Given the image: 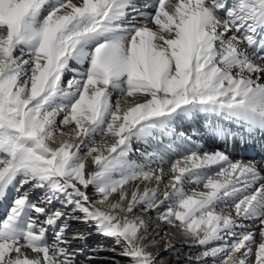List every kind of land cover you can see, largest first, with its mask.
Listing matches in <instances>:
<instances>
[{
    "label": "snow or ice",
    "instance_id": "6c2138e0",
    "mask_svg": "<svg viewBox=\"0 0 264 264\" xmlns=\"http://www.w3.org/2000/svg\"><path fill=\"white\" fill-rule=\"evenodd\" d=\"M201 118L264 135V0H0V264H80L73 219L158 264L137 209L201 264H264V169L178 131Z\"/></svg>",
    "mask_w": 264,
    "mask_h": 264
},
{
    "label": "bare ground",
    "instance_id": "6f19581e",
    "mask_svg": "<svg viewBox=\"0 0 264 264\" xmlns=\"http://www.w3.org/2000/svg\"><path fill=\"white\" fill-rule=\"evenodd\" d=\"M71 75H72V73H68L66 76V79L71 78ZM120 103L122 106H126L125 100H121ZM180 129H182L181 132H184L187 136L193 135L194 132L198 133V134L205 132V128L203 127V119L202 118L198 121L185 122L180 126L178 131ZM206 134H208V133L206 132ZM240 135H242V134H239V136ZM258 136H259L258 139L259 140L263 139V143H264V135L258 134ZM194 137H198V136L195 135ZM102 142H103V140L98 138V143H102ZM199 144L202 145L203 148L208 150V151H217L216 148L214 147V145H209L208 143H206V144L199 143ZM237 144L238 143L233 144V145H228L226 151L230 152L233 150H237L238 149ZM140 147H143V146L140 145ZM141 153H142V151L139 152L138 154L135 153L134 156L140 158ZM245 157L246 158L243 159L244 162H248V159L252 158L253 160H251L249 162L254 163L258 168L264 169L263 162L260 161L259 159L256 160L257 159L256 157H251V156H245ZM164 167L167 170L168 166L165 165ZM165 179H167V176ZM89 189H91V188H89ZM31 191L32 192L29 193V196L31 199L37 198L38 195H39L38 199L39 198H41V200L43 199L44 193H41V192H43V190L33 189ZM91 195L92 196L96 195L93 190L91 192ZM3 205L5 207V206H7V203H3L2 206ZM55 205H57V202H55L53 204V207L56 209L62 208L61 204H58L57 207H55ZM143 211H144V213H143L144 215L138 216V217L142 218L146 223V233H147L148 238L145 241V243L148 245H151L149 250L152 251L157 256L158 264H201L202 252L204 250L202 246H199L193 239L188 237L181 230H178V228L174 227V229L173 228L169 229L170 227L159 222V221H161L159 219V214H158L160 210H143ZM152 214H155V216L153 215V217H150ZM225 214H227V213H225ZM135 217H136V215L134 214V216H130L128 218L131 219V218H135ZM154 218L155 219L157 218L156 222H152V221H154ZM77 222H83V221L82 220H74V219L68 221L69 225L73 226L75 231H77L81 234H88L87 236L90 238L93 237L92 239L88 238L87 243H84L82 241L76 242V239H73L74 234L68 235V238L70 240H72L71 247L76 252V256L79 259L80 263L82 262V260H81L82 259V250H79L80 248L86 249L89 244H94V245L96 244V246L94 247L96 249H94V250L96 252H102L103 250H101L99 248H104L107 244L111 243V240L114 241V243L112 244V248L105 250V251L117 253V255L122 256L121 255L122 247L120 245H118L114 239H110V238H107V237H104L102 235L97 234L96 230L95 229L92 230L93 227L90 226L89 224L87 225L84 222L81 224H75ZM248 223H250V222H248ZM166 228H168V230L165 231ZM253 230L256 231L257 233L259 231L258 228H254ZM162 236H164L165 238L161 239ZM157 238L158 239L160 238V239L157 242H155L157 240ZM258 238L259 237L257 236V239ZM49 239H51V237ZM154 242L155 243L159 242V243L154 244ZM200 250H202V252H200L201 254H199ZM167 254L171 255V258H167L165 256ZM176 256H177V258H175L173 261H171L173 259V257H176ZM124 264H128V262H125Z\"/></svg>",
    "mask_w": 264,
    "mask_h": 264
},
{
    "label": "rangeland",
    "instance_id": "374dc122",
    "mask_svg": "<svg viewBox=\"0 0 264 264\" xmlns=\"http://www.w3.org/2000/svg\"><path fill=\"white\" fill-rule=\"evenodd\" d=\"M68 79H70V78H68ZM135 148H136V150L138 149L137 151H135V153H137V154L139 152H141V151H144V148L143 147H140V145H135ZM134 154L132 155L131 158L133 160H138L139 158L136 157V156H134ZM199 190H203V189H199ZM31 192L32 191H30L29 193H31ZM91 192H92V189H89V194L90 195H91ZM41 193H43V192H41ZM15 195H17V193L12 192L11 195L9 196V198L7 199V201L3 202V203H7V206L4 207V205L2 206L3 203L0 204V218H3L5 216V214L7 213L8 208H9L11 202H12V197H14ZM38 197H39V195L37 196V198H33L32 199L33 202H39L41 200V198L38 199ZM58 204H60V203L57 202V205ZM57 205H55V207H57ZM52 207H53V205H52ZM224 212L227 213L228 210L225 209ZM143 213H144L143 210L137 209L133 213L129 214V217L130 216H134V214L136 215V217L143 216L144 215ZM153 215L155 216V214H152L150 217H153ZM156 220H157V218L156 219L154 218V221H152V222H156ZM159 222H161L164 225L170 227L169 229H172V228L174 229L173 226H171V225H169L167 223H164L162 221H159ZM81 223H83V222H77L75 224H81ZM93 229L94 228H92V230ZM166 230H168V228H166L165 231ZM69 234L70 235L71 234H74V236H76L77 234H81V233L75 231V229L73 228V226H70V232H69ZM82 235L84 236V238L83 239H76V242L82 241L84 243H87L88 238L89 239H92L93 238V237H91V238L88 237L87 236L88 234H82ZM50 237L51 236H49V238ZM162 238L164 239L165 237L162 236L161 239ZM159 239L157 238V240L155 242H157ZM155 242H154V244H158L159 243V242L158 243H155ZM113 243H114V241L111 240V243L107 244L104 248H99V249L103 250L102 252H96L94 250V249H96V248H94L96 246V244L95 245L94 244H89L86 249H81L80 248L79 250H82V259H81L82 262L80 264H124L125 262H128V259L126 257H124V256L117 255V253H112V252L105 251V250L111 249ZM200 252H202V250L199 251V254H201ZM165 256L167 258H171V255H168L167 254ZM175 258H177V256L176 257H173V259L171 261H173ZM157 261H158V259H157Z\"/></svg>",
    "mask_w": 264,
    "mask_h": 264
}]
</instances>
